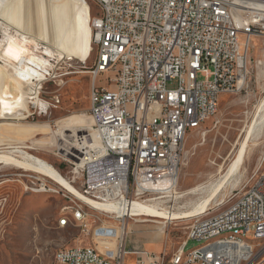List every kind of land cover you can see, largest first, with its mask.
<instances>
[{"label": "built area", "instance_id": "built-area-1", "mask_svg": "<svg viewBox=\"0 0 264 264\" xmlns=\"http://www.w3.org/2000/svg\"><path fill=\"white\" fill-rule=\"evenodd\" d=\"M86 1L97 7L92 20L96 56L90 69L91 131L65 141L69 150L63 159L70 164V176L42 161L98 203L127 205L172 194L186 158L188 132L216 114L223 94L244 87L254 37L264 50V0ZM100 75L107 76L106 83H98ZM171 80H176L175 87H168ZM14 178L23 186L56 188L69 202L70 222L84 233L93 235L103 226L93 227L86 208L97 207L78 199L48 172L28 169ZM227 203L218 212L195 216L169 259L163 253L127 249L126 219L131 216L116 213L113 217L124 228L114 235L112 248L63 246L54 264H129L128 254L135 256L133 264H264V245L248 249L234 240L212 246L207 254L183 256L189 240L214 232L264 234V158L253 181L233 192ZM64 223L69 222H59Z\"/></svg>", "mask_w": 264, "mask_h": 264}, {"label": "rangeland", "instance_id": "rangeland-1", "mask_svg": "<svg viewBox=\"0 0 264 264\" xmlns=\"http://www.w3.org/2000/svg\"><path fill=\"white\" fill-rule=\"evenodd\" d=\"M88 3L92 28L97 7L90 1ZM1 34L0 31V39ZM252 41L244 87L234 93L223 94L216 114L198 129L188 132L184 142L186 158L177 190L169 195H156L149 201H141L142 204L171 214L189 212L200 202L209 199L207 208L210 209L202 214L205 216L226 207L227 199L233 192L253 181L264 158V125L260 127L259 124L264 113V64L257 65V60L264 61V50L260 39L254 37ZM24 45L27 46L26 43ZM34 50L39 54L44 52L43 49ZM95 56L94 47L85 60L62 58L57 53L49 56L54 69L51 70V79L43 83L40 93L48 108L30 103L19 113L6 114L4 119H0V148L8 150L18 146L70 176V164L63 159L69 148L64 144L76 133L91 131L90 69ZM106 81V75L98 77V83ZM176 85V80L168 81V87ZM70 134L72 137H68ZM244 145L245 154L238 170L227 174L230 164ZM12 155L22 157V160L27 157L19 152ZM28 169L35 170L13 162L0 163V264H54L55 253L63 246L89 244L98 250L114 246V235L122 232L120 219L113 217L116 215L115 209L104 212L86 207L92 214L93 227L103 225L93 235L91 232L84 233L70 220L60 226V219H70L69 210L65 208L69 202L61 194L34 192L30 189L33 185L23 186L14 178ZM199 185L205 187L204 192L186 193ZM98 217L101 220L94 221ZM194 218L170 219L146 214L131 216L126 219L127 249L163 253L169 259L186 239ZM198 245L199 241L191 239L186 251ZM126 262L133 264L135 256L128 254Z\"/></svg>", "mask_w": 264, "mask_h": 264}, {"label": "bare ground", "instance_id": "bare-ground-1", "mask_svg": "<svg viewBox=\"0 0 264 264\" xmlns=\"http://www.w3.org/2000/svg\"><path fill=\"white\" fill-rule=\"evenodd\" d=\"M91 19V7L86 0H0V31L2 33L0 39V119H4L9 113H19L30 103L44 109L48 108V103L40 97V93L43 83L51 79L48 75H52L51 70L54 69L49 56L57 53L62 58L88 59L93 50ZM34 49H43L44 52L39 54ZM262 104L264 107V100ZM259 124L263 127L264 113L261 115ZM72 134L68 137H72ZM93 141H96L95 137ZM10 148L8 150L0 148V163L13 162L37 171L48 172L78 199L104 212L115 209L114 211L119 216L127 213L130 216L146 214L150 217L176 219L202 215L210 209L207 208L209 199L200 202L189 212L171 214L158 212L155 208L146 206L137 200L127 205L117 202L98 203L85 197L77 187L53 170L47 169L49 167L38 157L18 146ZM15 152L27 157L22 160V157L20 159L12 155ZM244 154L245 145L240 149L238 157L230 164L227 174H233L238 170ZM204 188L202 185L194 186L186 193L195 194L205 190ZM30 189L37 193H56V188L51 187L33 186ZM65 208L69 209V205ZM69 220V217H64L59 222H69ZM164 223L163 221L162 224ZM231 240L248 245V249H256L264 245V234L255 235L238 229L214 232L199 240V245L195 248L189 251L184 248L183 256H193L194 253L207 254L212 246H220L221 243ZM89 248L90 251H98L93 245H89Z\"/></svg>", "mask_w": 264, "mask_h": 264}]
</instances>
